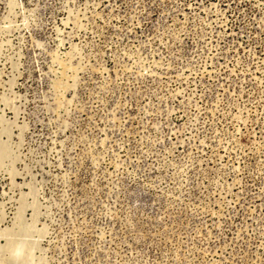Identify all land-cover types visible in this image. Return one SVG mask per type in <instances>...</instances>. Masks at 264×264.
<instances>
[{
	"label": "rangeland",
	"instance_id": "1",
	"mask_svg": "<svg viewBox=\"0 0 264 264\" xmlns=\"http://www.w3.org/2000/svg\"><path fill=\"white\" fill-rule=\"evenodd\" d=\"M3 264H264V0H0Z\"/></svg>",
	"mask_w": 264,
	"mask_h": 264
},
{
	"label": "bare ground",
	"instance_id": "2",
	"mask_svg": "<svg viewBox=\"0 0 264 264\" xmlns=\"http://www.w3.org/2000/svg\"><path fill=\"white\" fill-rule=\"evenodd\" d=\"M0 264H3V261L0 260ZM4 264H5V262H4Z\"/></svg>",
	"mask_w": 264,
	"mask_h": 264
}]
</instances>
